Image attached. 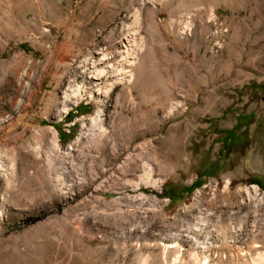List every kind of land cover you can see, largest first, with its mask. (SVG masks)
I'll use <instances>...</instances> for the list:
<instances>
[{"label":"rangeland","instance_id":"rangeland-1","mask_svg":"<svg viewBox=\"0 0 264 264\" xmlns=\"http://www.w3.org/2000/svg\"><path fill=\"white\" fill-rule=\"evenodd\" d=\"M253 184L264 0H0V264H264Z\"/></svg>","mask_w":264,"mask_h":264},{"label":"built area","instance_id":"built-area-1","mask_svg":"<svg viewBox=\"0 0 264 264\" xmlns=\"http://www.w3.org/2000/svg\"><path fill=\"white\" fill-rule=\"evenodd\" d=\"M92 60V59H91ZM84 63L80 64L81 66L79 74L73 78L72 81H70L65 88L61 92L60 102L61 104L64 102H68L72 105V107L77 106L80 102L84 104H90L93 102H106L108 99V93L104 94V86L107 82V75L108 73L96 77L95 73H89L85 72L84 70L85 66ZM90 62V61H89ZM101 65H104V63H101ZM60 104V105H61Z\"/></svg>","mask_w":264,"mask_h":264},{"label":"bare ground","instance_id":"bare-ground-1","mask_svg":"<svg viewBox=\"0 0 264 264\" xmlns=\"http://www.w3.org/2000/svg\"><path fill=\"white\" fill-rule=\"evenodd\" d=\"M132 44V43H131ZM129 47V46H128ZM131 47H132V45H131ZM129 49V48H128ZM127 50V49H126ZM128 51V50H127ZM127 51H125L124 50V52L126 53L124 56H126V59L129 57L128 55H129V53L127 52ZM98 54V53H102L103 55H101L98 59H92V60H90L89 59V61L90 62H87V66H85V68H84V70H86L85 72H89V73H95L96 72V77H98V76H101V75H104L105 74V70H104V68L105 67H108V71L111 69V64H107V65H104V66H101V63H103V61L102 60H104L105 58H106V54H104L103 52H101V51H98V52H95V54ZM93 56V55H92ZM123 56V55H122ZM123 56V57H124ZM125 58V57H124ZM128 61V60H127ZM129 63H132V61L131 60H129L128 61V64ZM100 66L102 67V68H100ZM123 70V69H122ZM121 70V71H122ZM127 70V69H126ZM111 71V70H110ZM124 71V70H123ZM125 72V71H124ZM123 74V78H124V76H129V75H127L128 74V72L126 73V74H124V73H122ZM131 75H132V73H131ZM130 78H131V76H130ZM118 79H120L119 77H118ZM129 79V78H128ZM128 79H126V81H128ZM121 80H123V79H121ZM132 81V80H131ZM130 83V82H129ZM107 85H109V84H107ZM107 90V91H106ZM108 91H109V89H108V87L106 88H104V93L105 94H107L108 93ZM99 119V118H98ZM100 120V119H99ZM53 132V136H54V141H56V140H58V133L55 131V130H53L52 131ZM162 181L163 180H157V181H155L154 183H155V185L159 188V187H161L162 186ZM163 187V186H162ZM250 188L255 192V193H257V194H260V196L261 195H263L264 193H263V190H261L259 187H258V185H255V184H253V185H251L250 186ZM245 191L246 192H249V190H248V187L246 186L245 187ZM203 264H206V263H203Z\"/></svg>","mask_w":264,"mask_h":264}]
</instances>
